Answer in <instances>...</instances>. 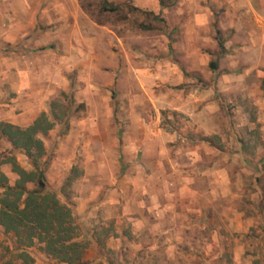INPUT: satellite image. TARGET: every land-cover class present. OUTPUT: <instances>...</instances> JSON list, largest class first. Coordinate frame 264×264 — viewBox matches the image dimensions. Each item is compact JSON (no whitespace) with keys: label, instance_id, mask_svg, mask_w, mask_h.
Instances as JSON below:
<instances>
[{"label":"rangeland","instance_id":"374dc122","mask_svg":"<svg viewBox=\"0 0 264 264\" xmlns=\"http://www.w3.org/2000/svg\"><path fill=\"white\" fill-rule=\"evenodd\" d=\"M79 4L96 26L73 33L65 29L64 53L68 57L78 40L79 47H85L87 39H94L96 87L90 86V92H83V100H78L76 92L84 90L92 77L86 68L71 69L65 60L70 68L64 72L67 88L57 89L46 101L49 115L52 109L58 115L67 110L65 119L58 118L42 137L49 186L63 202L73 205L74 197L84 192L94 191V197L102 200L109 192L108 183L118 186L127 166L139 165L141 160L151 165L158 151L161 165L172 170L182 167L202 194L200 205L189 206L193 220L184 245L173 249L120 246L115 252L105 240L107 234H115L117 218L104 220L92 233L82 229L79 239L88 246L90 236L98 240L91 249L102 254L97 261L101 264H261L253 256L264 231V55H258L252 72L241 76L238 68H247L248 59L232 47L226 55L227 50L221 54L217 44L208 46L202 50L209 61H216L217 69L208 68L193 78L187 72V54L193 51L172 45L176 33L169 24L177 22V16L156 14L131 0L116 3L113 10L105 0H79ZM211 24L217 25L215 14ZM168 63L176 66L178 77L171 74ZM144 137L147 157L143 159ZM11 153L22 167L31 168L22 153L0 142V155ZM5 165L12 183L15 175ZM73 166L76 177L68 183ZM97 167L96 183L84 181L83 171ZM114 199L119 206L121 198ZM200 209L206 224L200 221L204 217ZM13 245L12 235L2 234L0 228V255L5 246L12 249ZM28 251L35 256L33 264H58L37 247Z\"/></svg>","mask_w":264,"mask_h":264},{"label":"crops","instance_id":"0c3cea01","mask_svg":"<svg viewBox=\"0 0 264 264\" xmlns=\"http://www.w3.org/2000/svg\"><path fill=\"white\" fill-rule=\"evenodd\" d=\"M105 1L116 5L125 0ZM131 1L156 14L179 18L169 24V29L176 33L173 46L193 51V54H187L190 77H200L207 71L210 61L202 49L218 46V40L224 47L223 51L219 49L221 54L232 47L237 55L250 61L247 68H238L241 76L252 72L259 61L258 55H264V0H172L166 4L162 0ZM214 14L217 18L215 27L211 24ZM95 26V21L83 12L79 0H0V121L25 127L39 112H47V99L57 89L65 91L67 88L64 72L68 64L65 66V60L70 62L71 69L86 68L92 77L97 69L94 39H87L85 47L84 44L79 47L81 42L78 40V45L68 50V57H65L64 31L95 29ZM228 53L226 55H230ZM168 67L171 74L178 77L176 66L168 63ZM90 86L96 87L93 77L75 97L83 100L82 93L90 92ZM144 141L145 137L141 139L143 159L147 157ZM156 154L157 159L151 165L141 160L139 165L127 166L118 186L112 188L108 183L109 192L104 188L106 194L102 200L94 197V191L74 197V214L83 230L92 233L93 229L101 228L99 224L104 220L117 218L115 234H107L105 240L107 248L115 252L120 246L158 249L166 245V249H173L177 244L187 243L193 220L189 206L195 202L200 205L201 188L190 183L182 167L172 170L161 165L159 152ZM1 170L7 175L6 165L3 164ZM99 170L98 167L94 171L85 169L83 180L94 183L99 178L95 176ZM114 197L121 198L119 206ZM201 212L200 209L199 214L204 217L200 221L206 224L205 214ZM145 237L151 238V243L142 244L140 240ZM261 238L253 258H260L264 264V231ZM89 239L91 247L85 249L82 260L96 263L102 254L91 249L97 239L94 236Z\"/></svg>","mask_w":264,"mask_h":264},{"label":"trees","instance_id":"16d2710c","mask_svg":"<svg viewBox=\"0 0 264 264\" xmlns=\"http://www.w3.org/2000/svg\"><path fill=\"white\" fill-rule=\"evenodd\" d=\"M109 6L111 10L115 8L112 4ZM218 46L224 50L222 41L218 40ZM209 68L215 70L216 61H210ZM66 116V109L62 115L52 109L50 115L39 112L25 127L0 121V142L5 141L13 151L22 153L31 167H22L12 153L0 155V228L2 234L14 238L12 249L4 247L0 264H33L35 256L28 251L33 247L58 264H101L82 260L88 243L79 239L82 227L74 214V205L59 198L45 174L48 157L42 137L54 128L58 118ZM3 164H8L15 175L12 183L1 170ZM75 171L73 166L66 182L76 177Z\"/></svg>","mask_w":264,"mask_h":264}]
</instances>
